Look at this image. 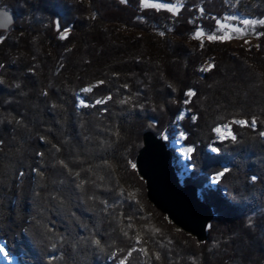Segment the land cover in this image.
I'll list each match as a JSON object with an SVG mask.
<instances>
[{
    "label": "trees",
    "instance_id": "trees-1",
    "mask_svg": "<svg viewBox=\"0 0 264 264\" xmlns=\"http://www.w3.org/2000/svg\"><path fill=\"white\" fill-rule=\"evenodd\" d=\"M184 1L173 14L142 0H0L16 15L0 30V241L18 264H264V25L249 49L195 36L226 15L264 20V0ZM226 121L235 139L211 151ZM147 130L194 146L184 184L214 210L206 241L148 202L132 166Z\"/></svg>",
    "mask_w": 264,
    "mask_h": 264
},
{
    "label": "water",
    "instance_id": "water-1",
    "mask_svg": "<svg viewBox=\"0 0 264 264\" xmlns=\"http://www.w3.org/2000/svg\"><path fill=\"white\" fill-rule=\"evenodd\" d=\"M15 18L12 10L0 6V30H9ZM135 161L138 173L145 179L150 202L198 241H205L214 210L200 198L196 185L180 180L174 153L166 141L152 130L146 131Z\"/></svg>",
    "mask_w": 264,
    "mask_h": 264
},
{
    "label": "rangeland",
    "instance_id": "rangeland-1",
    "mask_svg": "<svg viewBox=\"0 0 264 264\" xmlns=\"http://www.w3.org/2000/svg\"><path fill=\"white\" fill-rule=\"evenodd\" d=\"M184 2H185L184 0H173L171 2H166V1H163V0H149V3H162V4L177 5L179 7V11L177 13H175V14H179L180 13V11H181V9H182V7L184 5ZM15 17H16V15H15ZM225 17H227L229 20H228V22H223L224 24L230 26V24L232 23V24H234L235 28L242 29L244 34L233 32L232 30H230L229 27L228 28H221L219 26V27H217L216 32L213 33V34H208V33H206L205 31L202 30V31H199V32H202L203 35L202 36H199L197 38V33H198L197 32L195 36H196V38L199 41H201L200 43H203L206 39L207 40H211V39H209V36L210 35H215L216 37H218L215 40L224 41V42H226L231 47H237V48L244 47L246 49H249L250 47L255 46V44L256 45L258 44V40H259V38L261 37V35L263 33L261 31H258V29H259L258 26L261 25V24H256L254 26H247V25L242 24V26H241L239 24V21H241L243 23L244 20H252V19H249V18H247L245 16L242 19L239 14L238 15H234L233 14L232 16L226 15ZM232 17H235L236 19H230ZM15 20H16V18H15ZM253 20L254 21H260V20H263V19H253ZM68 31L69 30L63 31L62 32V36L68 35ZM227 37H230V38H227ZM210 66H212V61L210 59H207L204 64L200 65L199 70L202 71V72H204V71L208 70L210 68ZM89 88L91 89V87L86 86V87H84L81 90V92H78V94H77V100H78V106L79 107L88 105V102L85 99V95H86V93L88 91H85V89H89ZM183 101H184V103H188L189 99H186V100H183ZM187 112H188V110L186 108H185V110L181 111L179 113V115H178V119L179 120H182L186 116ZM111 114H112L111 117L109 116V117H107V120L105 119L104 129H102V132L103 133L105 132V130L107 131L108 128L111 129L112 132L114 130L113 123H112V120L114 119V117H113L114 114L113 113H111ZM235 121H245V120L242 119V118H237L236 117V118H233L232 119V123H235ZM239 125H241V124H239ZM225 126H227V130L230 131L231 134L234 136V133L232 131V124L230 123V121H226L225 123L216 125L214 127L215 138L213 140H211V144H210V150L211 151H213L214 148L216 149V146L214 145V143H216L217 141H224V140H226L228 138H231L230 136L227 135V132H225L224 133V136L222 137V135L220 133H217L215 131V129H217V128H220L222 131H224ZM181 134H183V135H181ZM185 135L186 134L183 131H179V130L173 131L172 134L169 133V132H167V131H164L163 133H159L158 134V136H160L161 138H163L166 141V143L168 145V148L169 149L171 148V150L173 151V153H174V160H175V157L176 156L178 157V164H179V166L181 168H180V170L177 173H178V176H179L180 180L183 183H184V180H185L186 176L187 175H190V173L193 172V164L191 162V155H192V153L194 151V146L185 142V139H186V136ZM102 142L104 144L105 143V139ZM142 146H143V135H142ZM189 148L192 149L191 152H188L187 151V149H189ZM132 166L137 170L135 163H132ZM224 172H225V170H222V171L218 172L217 174H214L211 177V181H209V182L211 184L217 182L218 179L221 177V175H218V174L219 173H224ZM138 175H139V177L141 179L144 180V184H145V186H144L145 188L144 189H146L145 179L139 173H138ZM141 188L142 187H140L139 185H137V184L135 185L134 184L129 189L130 195L133 194L136 201H137V199H139V198L141 199V197H143V191H141L143 189H141ZM198 191H199V195H200V190L198 189ZM146 193H147V189H146ZM147 200H149V199L147 198ZM148 202H150V200ZM150 203L152 204V202H150ZM156 209L159 210L157 207H156ZM160 213H162V216H165L169 220V222H171L170 223V226H172V229L171 230H173L175 233H180V230H181V231H184V232L188 233L189 235H191V236H193V237H195L197 239V237L194 236L192 233H189V232L183 230L178 225H176L173 221H171L168 218V215L164 214L162 211H160ZM160 217H161L160 214L159 213H156L155 216H154V218H152V219L153 220H156V223H162L160 221V219H159ZM144 220H146V219H144ZM207 238H208V233H207ZM199 242H203V241H199ZM0 249H3V252H0V264H18V261H17L16 257H13V256H10L9 255V252H8L7 247L1 241H0ZM121 261H119V263H121Z\"/></svg>",
    "mask_w": 264,
    "mask_h": 264
},
{
    "label": "snow or ice",
    "instance_id": "snow-or-ice-1",
    "mask_svg": "<svg viewBox=\"0 0 264 264\" xmlns=\"http://www.w3.org/2000/svg\"><path fill=\"white\" fill-rule=\"evenodd\" d=\"M121 2L124 3V2H126V0H121ZM142 5H143V7H145V8L166 9L167 11L172 12V13H174V14L177 13V12L179 11V7H178L177 5L162 4V3H149V0H142ZM230 19H236V18H235V17H232V18H230ZM218 24L220 25L221 28H228V27H230L229 25H226V24H224V23H222V22H219V21H218ZM243 24H244V25H247V26H254V25H256V24L264 25V20H260V21L244 20V21H243ZM232 31H233V32H236V33L244 34V33H243V30L240 29V28H232ZM65 35H66V34H65ZM202 35H203L202 32H198V33H197V38H198L199 36H202ZM61 38L63 39V38H65V36H61ZM217 38H218V37H216L215 35H210V36H209V39H211V40H215V39H217ZM227 38H230V37H227ZM210 67H211V66H210ZM85 91H91V89H90V88H89V89H85ZM188 95L191 96V95H194V93H192V92L190 91V92L188 93ZM97 103H101V101H97ZM235 123H238V124H241V125H245L247 122H245V121H235ZM252 123L254 124L255 122L253 121ZM215 131H216L217 133H220V134L222 135V137L224 136V133L227 132V135H228V136H230L232 139H235V136H233V135L231 134V132L227 130V126H225L224 131H222L220 128L215 129ZM181 135H183V134H181ZM261 135H264V133H261ZM187 151H188V152H191L192 149L189 148V149H187ZM213 151H217V149L214 148ZM225 171H227V169H225ZM218 175H223V173H219ZM252 179L255 180L256 177H253ZM0 252H3V249H0ZM121 264H125V261L122 260V261H121Z\"/></svg>",
    "mask_w": 264,
    "mask_h": 264
}]
</instances>
